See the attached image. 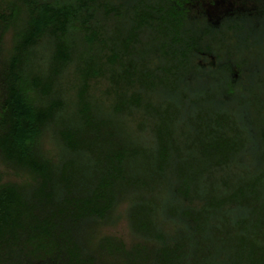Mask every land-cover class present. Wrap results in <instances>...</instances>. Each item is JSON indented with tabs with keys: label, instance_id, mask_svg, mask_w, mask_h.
Here are the masks:
<instances>
[{
	"label": "trees",
	"instance_id": "1",
	"mask_svg": "<svg viewBox=\"0 0 264 264\" xmlns=\"http://www.w3.org/2000/svg\"><path fill=\"white\" fill-rule=\"evenodd\" d=\"M216 1L0 0V166L24 176L0 171V264H264V137H231L192 60L249 53L212 24L264 0Z\"/></svg>",
	"mask_w": 264,
	"mask_h": 264
},
{
	"label": "flooded vegetation",
	"instance_id": "2",
	"mask_svg": "<svg viewBox=\"0 0 264 264\" xmlns=\"http://www.w3.org/2000/svg\"><path fill=\"white\" fill-rule=\"evenodd\" d=\"M250 1L228 0V5L242 9V4ZM224 3L225 0L216 1V5ZM212 8L216 11L218 7L209 6L208 12H213ZM251 16L253 21L230 27L217 20L211 28V38L215 40H228L233 32L240 37L245 35L249 53L244 55L241 50L232 55L227 49L215 51V48L214 51L200 50L192 56L199 64L203 97L207 100L205 107L210 108L212 103L216 116L239 131L231 137H264V22L260 21L264 18V8L254 9Z\"/></svg>",
	"mask_w": 264,
	"mask_h": 264
},
{
	"label": "rangeland",
	"instance_id": "3",
	"mask_svg": "<svg viewBox=\"0 0 264 264\" xmlns=\"http://www.w3.org/2000/svg\"><path fill=\"white\" fill-rule=\"evenodd\" d=\"M11 44H12V34L9 33L6 35V38H5V47L8 48L11 46ZM93 87H94L92 89L93 93L98 97L99 90L97 88L99 87L101 88L100 80L95 81L93 83ZM147 138L152 139V137H147ZM144 164L145 163L140 156L135 158L134 164H133V167H135V172L144 173V169H145ZM0 171L2 173L3 180H16V179H22L24 177L23 175L15 174L12 171L3 168L2 166H0ZM125 207H126L125 203L121 204L119 208V212H118L119 217L112 225H107L105 227V231L107 233L116 234L118 236H121L124 240L128 241L131 238V236L129 232V226L126 220Z\"/></svg>",
	"mask_w": 264,
	"mask_h": 264
}]
</instances>
